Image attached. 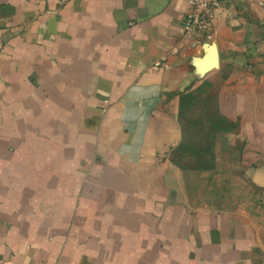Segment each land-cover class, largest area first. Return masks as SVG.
<instances>
[{
  "label": "crops",
  "instance_id": "crops-1",
  "mask_svg": "<svg viewBox=\"0 0 264 264\" xmlns=\"http://www.w3.org/2000/svg\"><path fill=\"white\" fill-rule=\"evenodd\" d=\"M0 0V264H264L244 214L171 158L191 93L221 121L202 172L264 185V7ZM196 185V184H195Z\"/></svg>",
  "mask_w": 264,
  "mask_h": 264
},
{
  "label": "rangeland",
  "instance_id": "rangeland-1",
  "mask_svg": "<svg viewBox=\"0 0 264 264\" xmlns=\"http://www.w3.org/2000/svg\"><path fill=\"white\" fill-rule=\"evenodd\" d=\"M256 2L264 7V0ZM206 92L207 89H203L187 97L189 102L185 105L182 120L184 135L171 158L181 168L192 171L188 177L189 183L195 186L194 192L205 189V184H213L215 191L223 196L224 203L244 214L264 246V185H254L247 174L240 173L239 169L221 167V164L217 173L192 170H207L213 166L214 159L221 162L228 158L215 151L213 133L220 128L221 121L215 116L208 96H204Z\"/></svg>",
  "mask_w": 264,
  "mask_h": 264
},
{
  "label": "built area",
  "instance_id": "built-area-1",
  "mask_svg": "<svg viewBox=\"0 0 264 264\" xmlns=\"http://www.w3.org/2000/svg\"><path fill=\"white\" fill-rule=\"evenodd\" d=\"M221 0H187V10L182 16L184 35L192 38L191 45L200 43L201 39H209L211 27L215 20V9Z\"/></svg>",
  "mask_w": 264,
  "mask_h": 264
}]
</instances>
